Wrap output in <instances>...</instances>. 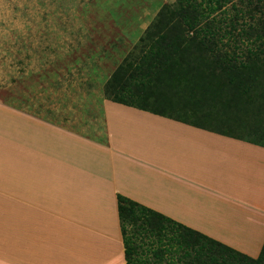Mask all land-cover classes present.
Segmentation results:
<instances>
[{
    "label": "rangeland",
    "instance_id": "1",
    "mask_svg": "<svg viewBox=\"0 0 264 264\" xmlns=\"http://www.w3.org/2000/svg\"><path fill=\"white\" fill-rule=\"evenodd\" d=\"M88 1L96 7V0H0V97L5 99L7 117L13 115L8 123H13L15 128V132L8 131L5 124H0V264H112L114 261L108 257L111 256L108 248L113 238L119 240L116 216L109 211L105 215L92 214L91 218L86 206L70 205L64 195L66 180L51 189L47 188L51 185L48 176L44 174L40 181L37 177L43 169L55 176V172L46 169L44 161L49 163L56 153L58 161L67 164L56 162L71 167L68 155L51 144L52 137L45 130L39 131V124H58L61 129L63 124H100L101 118L96 114L101 105L158 116L108 100L105 88L111 77L106 84H84L80 74L66 76L61 69L52 68L56 45L80 40L75 37L81 29L78 18H82V8ZM142 1L128 2L126 16L145 13L146 1L140 5ZM192 4L193 0H159L156 17L165 9L158 21L160 24L152 31L154 36L176 24L185 10L193 9ZM198 11H203L202 23L209 26L206 30L217 31L221 36L231 33L230 41H217V46L224 53L236 52L238 56L223 64L241 66L244 63L252 69L256 80L248 84L239 75L230 83L226 76L215 72L208 50L201 47L192 57L174 59L170 70L145 91L133 90V94L145 105L159 104L189 122L216 126L217 130L204 131L264 145V56L261 55L264 36L261 40L256 38L264 35V0H213L211 4L204 3ZM91 15L92 22L99 21L95 13ZM177 25L179 31L184 29L181 23ZM57 37L69 39L57 42ZM141 50L144 56L150 46ZM248 51L257 57L241 56ZM138 58L126 64L113 90L126 89L138 78V83H147V78L135 75L134 68L140 64ZM7 60L14 61L13 69L7 68ZM248 88L251 91L246 95L244 90Z\"/></svg>",
    "mask_w": 264,
    "mask_h": 264
},
{
    "label": "crops",
    "instance_id": "2",
    "mask_svg": "<svg viewBox=\"0 0 264 264\" xmlns=\"http://www.w3.org/2000/svg\"><path fill=\"white\" fill-rule=\"evenodd\" d=\"M89 2L82 8V18H78L81 29L75 37L80 40L56 45L52 68L61 69L66 76L80 74L79 82L84 84H106L156 17L159 0L142 1L146 12L130 18L125 8L132 0H96V7ZM94 13L97 22L90 20ZM68 39L57 37L56 41ZM7 63V68H14L13 60ZM10 92L14 93V87ZM6 114L1 96L0 124L15 132L13 123H8L11 114ZM96 115L101 118L100 124H63V129L58 124H39V131L45 130L52 137L51 144L68 155L71 167L58 163L64 162L58 161L56 153L49 163L44 161L55 176L43 169L37 177L40 181L44 174L48 176L51 185L47 188L51 189L66 180L64 195L70 205L86 206L91 218L92 214L109 211L116 216L119 240L113 238L108 248L112 264H126L119 196L252 260L261 257L263 147L131 108L101 105Z\"/></svg>",
    "mask_w": 264,
    "mask_h": 264
},
{
    "label": "trees",
    "instance_id": "3",
    "mask_svg": "<svg viewBox=\"0 0 264 264\" xmlns=\"http://www.w3.org/2000/svg\"><path fill=\"white\" fill-rule=\"evenodd\" d=\"M197 1L193 0V4L190 5L193 9L185 10L178 17L176 24L154 36L152 31L157 24H160L161 21H158L165 7L161 10L145 36L141 38L138 45L107 83L105 95L108 100L214 132L216 126L207 127L200 123L189 122L184 116L159 104L145 105L133 94V90L142 91L144 89L145 91L159 76L161 77L170 70L174 59L192 57L201 47L208 50L212 62L215 63V72L226 76L230 83H233L239 75L248 84L256 80L252 69L244 63L241 66L223 64L224 61H231L233 56H238L236 52L225 51L224 53L217 46V43L222 42L223 39L230 41L231 33L221 36L217 31L206 30L209 26L207 23H202L203 11L198 10L204 3L211 4L213 0H200V3ZM210 11L213 10L210 8ZM180 23L184 28L181 31L177 25ZM260 24L261 21L258 25ZM263 36L258 35L256 38L261 40ZM143 46H150L149 53L144 56L141 55ZM247 55L248 58L249 56L257 57V54L251 51L244 52L241 56L246 57ZM261 55L264 56V52ZM136 58L140 59V64L134 68L135 75L143 79L147 78V83L145 84L144 81L138 83L139 78L137 77L136 83H131L126 89L113 90L114 83L123 73L126 64ZM234 60L237 61V59ZM237 72L239 74H236ZM250 91L251 88H248L244 90V93L247 95ZM249 143L264 147L252 141ZM118 211L126 264H263L264 262V251L258 260H252L122 196L118 197Z\"/></svg>",
    "mask_w": 264,
    "mask_h": 264
},
{
    "label": "bare ground",
    "instance_id": "4",
    "mask_svg": "<svg viewBox=\"0 0 264 264\" xmlns=\"http://www.w3.org/2000/svg\"><path fill=\"white\" fill-rule=\"evenodd\" d=\"M28 153V152H27ZM1 175V174H0Z\"/></svg>",
    "mask_w": 264,
    "mask_h": 264
}]
</instances>
